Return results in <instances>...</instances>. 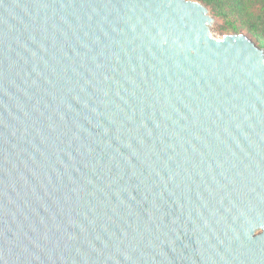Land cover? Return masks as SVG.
I'll return each instance as SVG.
<instances>
[{"label": "water", "instance_id": "95a60500", "mask_svg": "<svg viewBox=\"0 0 264 264\" xmlns=\"http://www.w3.org/2000/svg\"><path fill=\"white\" fill-rule=\"evenodd\" d=\"M199 0H0V264H264V48Z\"/></svg>", "mask_w": 264, "mask_h": 264}, {"label": "trees", "instance_id": "16d2710c", "mask_svg": "<svg viewBox=\"0 0 264 264\" xmlns=\"http://www.w3.org/2000/svg\"><path fill=\"white\" fill-rule=\"evenodd\" d=\"M218 20L222 36L245 32L264 48V0H199Z\"/></svg>", "mask_w": 264, "mask_h": 264}, {"label": "rangeland", "instance_id": "374dc122", "mask_svg": "<svg viewBox=\"0 0 264 264\" xmlns=\"http://www.w3.org/2000/svg\"><path fill=\"white\" fill-rule=\"evenodd\" d=\"M214 18H215V17H214ZM218 24H219V22H218V20L215 18V20H214V22H213V25H212V31H213V33H214L215 36L220 37V36H222V35L219 34V33L217 32V30H216Z\"/></svg>", "mask_w": 264, "mask_h": 264}]
</instances>
